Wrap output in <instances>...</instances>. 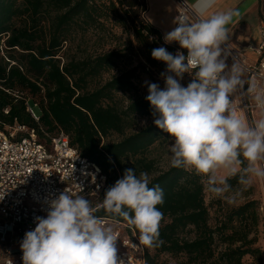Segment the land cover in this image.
Segmentation results:
<instances>
[{"label":"trees","instance_id":"obj_1","mask_svg":"<svg viewBox=\"0 0 264 264\" xmlns=\"http://www.w3.org/2000/svg\"><path fill=\"white\" fill-rule=\"evenodd\" d=\"M117 9L130 24L146 69L166 71V64L153 59L151 52L164 47L175 55L176 48L165 45L146 22L145 0H108L107 6L95 0H0V130L19 125L39 136L40 128L49 134L63 132L82 157L107 175L105 191L126 169L153 175L154 164L145 154L169 138L154 123L125 136L151 107L146 99L131 101L125 108L116 100L118 93L133 89L134 71L102 81L117 67L120 53L67 56L78 29L87 32L102 26L107 11L116 14ZM112 135L120 140L107 142ZM230 183L237 185V180ZM154 185L165 194L164 204L157 206L164 214L159 229L164 243L146 247L145 264H157L160 255L177 259L176 264H244L245 257H259L250 238V227L256 225L254 202L231 211L213 228L199 177L170 167L152 176L150 187ZM97 215L123 222L103 210ZM218 246L223 248L218 251Z\"/></svg>","mask_w":264,"mask_h":264},{"label":"clouds","instance_id":"obj_2","mask_svg":"<svg viewBox=\"0 0 264 264\" xmlns=\"http://www.w3.org/2000/svg\"><path fill=\"white\" fill-rule=\"evenodd\" d=\"M216 5L217 0H193L191 15L180 12L174 18L176 27L164 41L177 42L187 55H173L164 47L152 50V58L164 62L169 74H161L163 90L145 82L146 100L154 125L171 138L170 166L193 173L212 197L235 204L256 181H264V83L244 79L239 62L226 63L227 49L221 46L230 40L229 25L241 13L238 8L213 11ZM185 73L192 77L187 87L180 83ZM237 93L251 98L258 119L249 122L239 114ZM151 183L147 172L126 169L95 205L66 188L46 201V217H36L34 230L25 233L23 264H124L117 260L118 234L97 215L101 210L126 222L138 233L139 244L161 246L164 214L157 206L164 204L165 194Z\"/></svg>","mask_w":264,"mask_h":264},{"label":"built area","instance_id":"obj_3","mask_svg":"<svg viewBox=\"0 0 264 264\" xmlns=\"http://www.w3.org/2000/svg\"><path fill=\"white\" fill-rule=\"evenodd\" d=\"M175 2L176 16L180 12L191 15L186 0ZM221 47L227 49L229 67L237 61L245 69L246 80L264 83V42L255 51L260 57L255 63H249L240 51L225 44ZM177 52L187 55V50L180 46ZM237 105L240 115L249 122L255 120L257 109L248 95L237 93ZM39 130L41 136L36 130L19 125L0 130V198L3 197L0 199V264H23L20 243L25 233L36 227L35 218L46 217V201L56 198L66 188L97 199L105 191L107 175L82 157L66 134ZM80 186L83 192L79 191ZM102 218L118 234L117 260H123L124 264H145L146 247L139 244L138 233L126 222Z\"/></svg>","mask_w":264,"mask_h":264},{"label":"rangeland","instance_id":"obj_4","mask_svg":"<svg viewBox=\"0 0 264 264\" xmlns=\"http://www.w3.org/2000/svg\"><path fill=\"white\" fill-rule=\"evenodd\" d=\"M97 4L107 6L108 0H95ZM109 12L107 21L101 20L102 26L97 28H90L87 32L77 30L73 34L71 46L67 52L68 57H95L100 54L117 52L121 57L118 61L117 67L105 73L102 76V81H107L114 76L121 75L128 71H134V79L132 80L133 89L125 93H118L116 100L122 108H125L131 101L146 99L148 93L147 84L156 83L160 89L165 88V80L161 76L162 73L168 75L167 71H157L155 69H146L145 62L143 61L140 49L136 40L134 39L133 32L130 24L126 21L121 11L117 9V13ZM179 49V46L176 47ZM192 77L185 73L183 79L180 81L182 86L187 87L191 82ZM148 102V101H147ZM150 105V103L148 102ZM151 107V105H150ZM259 112L254 113L255 120L259 118ZM153 110L151 108L149 115L138 117L133 123L131 129L125 134L128 136L134 132L139 131L141 128L148 126L154 121ZM8 129V128H6ZM120 137L112 135L107 138V142H117ZM171 143V138L156 142L145 154V157L154 164L155 171L152 176L160 172L168 170L170 166V152L168 146ZM237 185H234V187ZM105 193V192H104ZM103 195L97 198H88L92 201L93 205L99 203L103 199ZM204 203L207 207L209 214V225L215 227L223 221L231 211L239 208L240 206L254 202L255 204V219L256 225L250 227V238L254 239V248L259 249L260 254L257 259L250 257L244 258V264H264V181H256L251 188L244 192L235 204H229L221 199L212 197L211 194L203 192ZM253 218H250V225H253ZM223 248L218 246V251ZM177 259L169 255H160L157 257V264H176Z\"/></svg>","mask_w":264,"mask_h":264},{"label":"crops","instance_id":"obj_5","mask_svg":"<svg viewBox=\"0 0 264 264\" xmlns=\"http://www.w3.org/2000/svg\"><path fill=\"white\" fill-rule=\"evenodd\" d=\"M186 1L189 5L193 2V0ZM145 4L144 18L160 33L163 43L175 48L179 46L175 41L171 43L164 41V35L175 28L173 23L177 8L175 0H145ZM229 8H238L241 15L234 18L233 23L229 25L230 40L225 45L234 51L242 52L249 63L258 62L260 57L255 51L264 42V37H262L264 0H217L213 11H223ZM244 79H246L245 76Z\"/></svg>","mask_w":264,"mask_h":264}]
</instances>
